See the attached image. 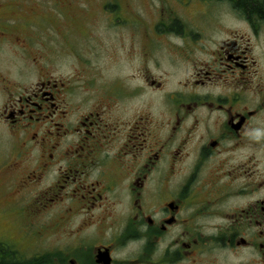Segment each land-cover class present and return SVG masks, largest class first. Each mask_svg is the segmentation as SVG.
<instances>
[{"label":"flooded vegetation","instance_id":"obj_1","mask_svg":"<svg viewBox=\"0 0 264 264\" xmlns=\"http://www.w3.org/2000/svg\"><path fill=\"white\" fill-rule=\"evenodd\" d=\"M0 128L3 264H264V0H0Z\"/></svg>","mask_w":264,"mask_h":264},{"label":"rangeland","instance_id":"obj_2","mask_svg":"<svg viewBox=\"0 0 264 264\" xmlns=\"http://www.w3.org/2000/svg\"><path fill=\"white\" fill-rule=\"evenodd\" d=\"M155 4L157 6L160 5L159 3H155ZM157 56L167 58L169 54L166 49L161 48V51L157 54ZM53 57L54 59L51 66L54 69V71H56L59 65L58 55L54 54ZM16 62H18V58L16 59ZM11 150H12L11 140L6 134L5 129L0 128V163L3 159L13 155ZM5 175L8 176H3L2 174H0V205H7L10 204L12 200L14 201L16 200V198L12 195V193L17 189L16 182L14 181V178L11 174L7 173ZM13 210L14 208H9L7 206L0 207V239L10 240L8 237L10 236L12 230L10 228L6 229L5 222L8 217L9 221L12 224H14L15 221L14 218H12L14 214L9 215ZM23 223H25L24 220ZM21 229L22 227L20 228L19 231H21ZM34 246H35L34 242L27 239L25 245H21L20 247L23 249V251L28 252Z\"/></svg>","mask_w":264,"mask_h":264},{"label":"trees","instance_id":"obj_3","mask_svg":"<svg viewBox=\"0 0 264 264\" xmlns=\"http://www.w3.org/2000/svg\"><path fill=\"white\" fill-rule=\"evenodd\" d=\"M248 5H249V9H250V11H253L254 10V6H253V4L250 2V1H248ZM2 255L4 256V257H7V258H10V255H8V254H6V253H2ZM3 259L4 258H2L1 259V261H0V264H3L2 262H3ZM30 264H37V262H32V263H30Z\"/></svg>","mask_w":264,"mask_h":264}]
</instances>
